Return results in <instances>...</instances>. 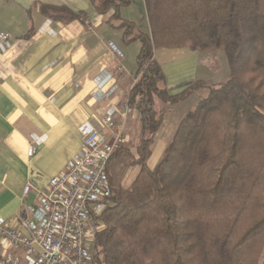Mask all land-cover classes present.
Wrapping results in <instances>:
<instances>
[{
  "label": "trees",
  "instance_id": "obj_1",
  "mask_svg": "<svg viewBox=\"0 0 264 264\" xmlns=\"http://www.w3.org/2000/svg\"><path fill=\"white\" fill-rule=\"evenodd\" d=\"M126 42L140 41L127 103L140 113L141 164L100 216L95 264H264V0H145L150 30L121 15L131 0H91ZM46 17L84 18L64 4L35 1ZM114 9L112 15L109 11ZM223 47L231 73L166 87L157 48ZM205 88L183 116L155 168L147 160L160 126L154 95L172 104ZM130 151L124 144L111 157ZM110 160V161H111Z\"/></svg>",
  "mask_w": 264,
  "mask_h": 264
},
{
  "label": "crops",
  "instance_id": "obj_2",
  "mask_svg": "<svg viewBox=\"0 0 264 264\" xmlns=\"http://www.w3.org/2000/svg\"><path fill=\"white\" fill-rule=\"evenodd\" d=\"M35 1L64 4L85 16L53 20L33 6ZM121 15L135 23V16H141L149 24L145 0H131ZM6 32L10 37L0 43V216L13 218L34 201V190L25 193L28 182L45 185L82 149V124L90 122L109 133L102 120L116 109L115 121L124 124V145L136 156L141 122L139 111L125 105L138 71L137 60L128 54L133 42H126L123 29L110 25L91 0H0V33ZM162 49L173 61L168 74L155 50L169 93H179L199 79L180 83L197 69L198 51ZM177 49H188L185 55L193 67L177 62L171 52ZM204 91L190 97L206 95ZM181 103L154 95L160 126L147 160L152 169L189 111L177 115ZM33 143L37 150L29 154Z\"/></svg>",
  "mask_w": 264,
  "mask_h": 264
},
{
  "label": "built area",
  "instance_id": "obj_3",
  "mask_svg": "<svg viewBox=\"0 0 264 264\" xmlns=\"http://www.w3.org/2000/svg\"><path fill=\"white\" fill-rule=\"evenodd\" d=\"M9 37L0 33V43ZM116 114L113 109L103 117L109 133L82 124V149L67 166L45 185L30 180L25 193L34 190V201L16 217L0 216V264H95L100 216L116 196L108 167L126 140ZM36 150L33 143L29 154Z\"/></svg>",
  "mask_w": 264,
  "mask_h": 264
},
{
  "label": "rangeland",
  "instance_id": "obj_4",
  "mask_svg": "<svg viewBox=\"0 0 264 264\" xmlns=\"http://www.w3.org/2000/svg\"><path fill=\"white\" fill-rule=\"evenodd\" d=\"M135 17L137 19L136 20L137 27L143 31H149L150 25L148 24V21L144 18H141V16H135ZM140 49H141L140 41H133L132 45H130L128 49L129 57H132L134 61H136L137 54L139 53ZM155 50L158 53V57L161 59V61L165 63L164 65H165V69L167 70V73L171 74L173 72V69L170 66V63H172L173 61L170 62L171 60L170 58H168V55L164 53L163 51L164 49L157 48ZM187 50L188 49H177L171 52H175L178 59L177 62L179 64L184 65L185 63L187 67L189 66L193 67L194 65L192 66L190 61L191 59H188L187 55H185L186 54L185 52H188ZM191 72L192 73H190L187 77L183 78L182 82L180 83L191 82L195 80L196 77H198L199 79H203L209 84H219L223 82L229 77L231 73V67L229 64L226 50L223 47H221V48H214V49L200 51L197 69H193V71ZM136 80L137 77L135 79V82ZM202 89L205 88H200L196 90V92L198 93ZM198 98L199 95L196 96L194 95L189 99H187L186 101H183V104L181 103L180 105L177 106L179 108L176 110V114L180 115L185 113V111L191 109L195 105ZM140 167L141 164L139 162L133 161V154L130 153V151L125 152L120 157L113 158L110 161L108 167L109 179L112 185L118 188L129 187L132 184V182L135 180L140 170Z\"/></svg>",
  "mask_w": 264,
  "mask_h": 264
}]
</instances>
